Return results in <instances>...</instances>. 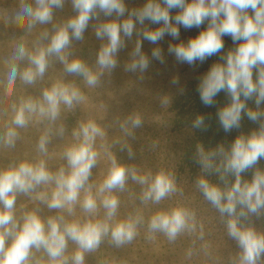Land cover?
<instances>
[{"label": "clouds", "instance_id": "9594fccd", "mask_svg": "<svg viewBox=\"0 0 264 264\" xmlns=\"http://www.w3.org/2000/svg\"><path fill=\"white\" fill-rule=\"evenodd\" d=\"M64 2L20 0L12 22L30 33L37 24L51 23L53 10L62 8ZM71 3L76 15L60 25L54 24L47 44L37 41L31 49L23 42L15 46L11 58L5 61V79L0 81L4 95H13L17 80L34 85L42 79L52 58L64 65L67 74L81 76L87 87L95 88L105 72L111 73L117 67V54L125 47V37L130 39L136 32L138 37L157 44L166 34L179 38L181 26L199 28L207 22V27L187 43L169 44L168 52L177 62L190 66L218 56V62L199 79L197 92L201 103L213 107L217 95L224 92L228 102L216 112L220 127L225 132L239 130L245 117L257 127L247 134L241 132L227 147L219 144L206 151L202 145L197 146L196 160L202 171L219 178V183H212L201 176L197 188L220 213L228 236L239 249L233 264H264V232L258 231L252 222V217L264 215V169L258 166L264 159V0H146L142 7L131 10L125 0H71ZM173 9L179 10L174 16ZM126 13L127 18L122 19ZM101 14L115 19L95 25L96 37L107 43L99 49L94 71L83 60H69V56L72 41L82 40L89 22L99 20ZM145 21L160 27L148 29L144 27ZM137 24L141 26L139 31ZM44 36L48 38L47 33ZM225 36L235 45L227 51ZM141 48L138 38L126 71L143 73L148 69L150 60ZM151 55L164 63L159 47ZM25 62L26 66L21 67ZM172 83L179 84V79L174 78ZM180 92L183 94L184 89ZM85 99L74 82L56 81L39 96H22L18 103L10 105L11 119L0 133V147L14 148L20 138L18 129H26L34 120L44 124V128L35 158L0 167V264H69L70 261L85 264V254L96 251L104 238L110 237L120 247L131 243L144 225L145 218L139 210L118 218L120 199L115 192H123L129 179L141 186L139 198L145 206L158 205L178 191L171 172L161 169L154 175L141 174L135 167L118 163L108 151L110 146L101 143L98 148L97 140L103 141L106 133L91 118L79 121L72 129L70 142L59 154L64 163L53 170L48 145L54 137H65L66 127L58 123L62 110L73 111ZM161 103L168 105L169 97H162ZM4 114H8L7 109ZM141 124L140 115L132 114L120 127L131 136L132 130ZM192 127L207 130L206 117L197 115ZM100 149L107 154L110 165L103 180L94 184L92 170L101 158ZM128 154L131 157V148ZM249 171L251 179H244L243 174ZM19 195L31 197L55 215L44 216L37 206L18 217ZM197 229L196 213L183 205L157 210L147 220L150 239L155 233H162L169 241H175L184 233H196ZM199 229L202 238L203 226L199 225ZM69 242L76 245L71 255L67 254ZM35 253L43 255L37 258ZM188 254L191 256L192 252Z\"/></svg>", "mask_w": 264, "mask_h": 264}, {"label": "rangeland", "instance_id": "374dc122", "mask_svg": "<svg viewBox=\"0 0 264 264\" xmlns=\"http://www.w3.org/2000/svg\"><path fill=\"white\" fill-rule=\"evenodd\" d=\"M26 2L33 3L34 0H26ZM125 4L129 10L143 6L137 0L136 2L135 0H125ZM75 15L71 0H65L62 8L53 10L51 23L36 25V38L26 37V46L31 49L37 41L47 44L51 34H53V25H60ZM126 18L127 13L122 19ZM111 19H115V17L106 18L101 14L99 20L90 21L83 34V39L72 41L70 48L72 55L69 56V60L79 58L95 71L99 49L102 44L107 43L106 40H100L96 37L95 25L109 22ZM144 27L154 30L160 25H150V22L145 21ZM139 30H141V26L137 24V31ZM45 33L48 34V38H45ZM166 35L157 44L138 37L136 32L130 39L125 37V47L120 49L117 54V67L111 73L105 72L100 78V84L95 88L87 87L83 77L67 74L64 71V65L59 60L52 58L42 79L37 80L34 85H24L20 82L16 85L13 95L4 99L0 108V133L3 132L4 124L11 119L10 105L13 102L18 103L20 97L39 96L44 88L50 87L56 81L74 82L81 89L86 99L77 105L73 111L62 110L61 120L58 123L62 122L65 125L66 133L64 138L54 137L48 145L49 153L52 154V159L49 161L50 167L55 170L61 163H64L59 154L64 146L70 142L72 129L78 125L79 121L91 118L106 133L103 141L97 140L98 148L101 143H104L110 146L108 151L116 157L118 163L135 167L141 174L151 172L154 175L161 170V167H157V164L151 165L147 157L150 156L149 152L153 148L156 153L163 154L166 144L162 137L164 121L160 115V112L163 111L160 110L163 106L161 98L168 96L167 87H171V83L167 80L169 74L175 78L180 77L176 67L165 70L166 67L161 65L165 64V61L161 63L151 55L152 50L157 47L162 50V54L169 55V46L165 45ZM138 38L141 40L142 52L150 60L148 69L143 73L125 70L132 60L131 53ZM5 109H7V115L4 114ZM132 114H139L142 124L133 129V134L128 136L121 129L120 124ZM43 128L44 124L34 120L26 129H18L20 138L16 141V146L10 149L0 147V167H4L13 161L35 158L37 156L36 145ZM152 134L156 137L154 138L155 141ZM128 148L132 150L131 157L128 154ZM100 150L101 158L92 170L91 182L94 184H99L103 180L110 165L107 154L103 149ZM141 190L139 184L129 179L123 192H115L120 199L119 219L129 214H135L138 210L144 215L145 223L139 227L136 238L131 243L120 247L115 246L110 237L104 238L96 251L85 254V264H233V258L239 252L237 245L235 250L230 246L219 247L216 244L213 251H208L205 254L193 250L192 243L184 239L185 233L179 236L181 239L177 238L175 241H169L162 233H155L154 238L150 239L147 231L148 218L157 210L171 207L166 205L167 198L160 203L162 206H155L151 203L145 206L139 198ZM168 198L172 199V196ZM37 206L42 209V215H55L54 211L49 212L44 205L25 195L17 197L16 214L19 217L23 211L31 210ZM153 206L159 209H152ZM77 214H80L79 207ZM102 214L103 210H101ZM230 242L227 241L224 245ZM75 248L76 245L69 242L67 254L71 255ZM190 250L194 251L191 256L188 254ZM35 255L39 258L43 254L35 253Z\"/></svg>", "mask_w": 264, "mask_h": 264}, {"label": "trees", "instance_id": "16d2710c", "mask_svg": "<svg viewBox=\"0 0 264 264\" xmlns=\"http://www.w3.org/2000/svg\"><path fill=\"white\" fill-rule=\"evenodd\" d=\"M137 1L142 4L146 3V0ZM19 8L20 0H0V81L5 79V73L7 72L5 61L11 58L15 46L21 42L25 43L26 37L36 38V26L29 33L26 31V28L12 22ZM178 11V9H173L171 10V14L174 16ZM150 25L155 24L150 23ZM206 27L207 22L199 28L193 27L185 29L181 26L179 38L166 35L165 45L167 44L169 46V44H177L180 42L187 43L190 38L197 36L199 32ZM223 39L225 51L235 47L230 37L225 36ZM163 57L165 64L161 65L166 67L165 70L167 68L173 69V67L178 69V76H180L178 78L179 84H173L172 80L175 77L169 74L167 80L171 83V87H167V91L170 103L160 108V110H163L160 112V115L164 121L162 125V131H164L162 137L166 143L164 146L165 151L163 154L159 152L156 153L153 151V148L150 150V156L147 158L151 165L154 166L157 164V167L171 172L175 178L178 191L172 195V199L167 198L166 205L170 207L183 205L196 213L198 222L197 232L194 234L185 233L184 238L192 243L194 247L193 250L207 254L208 251H213L216 244H218L219 247L230 246L236 250L235 241L227 234L224 219L221 218L220 213L205 200L202 193L197 188V180L201 176L209 179L212 183H219L217 175L208 176L202 171L200 164L197 163V146L202 145L206 151L216 148L219 144H224L227 147L241 132L247 134L252 129L256 128L257 125L245 117L239 130L234 129L230 132H225L220 127L216 116L217 108L222 107L228 102V98L224 92L217 95L215 98L216 105L213 107H206L201 103L197 92L199 79L207 72L213 63L218 62V56H212L203 63L197 62L194 66L177 62L174 55L171 54L166 55L163 53ZM25 65L26 63H22L21 67ZM19 83L20 81L17 80V84ZM181 88L184 89L183 94L180 92ZM5 98L4 87L0 84V108ZM249 103L250 106H252L251 102ZM197 115L206 117V123L208 124L207 130L195 129L192 127V121ZM152 136L155 141L154 138L156 137L154 134H152ZM258 166L264 169V159L260 160ZM243 178L250 180L251 171L243 174ZM230 179L232 178L230 177ZM155 206L162 205L158 204ZM155 206H153L152 209H159ZM252 222L258 231L264 232V215L260 218L252 217ZM199 225L203 226L202 238L199 235ZM177 238H179V236ZM227 241L231 242L224 245Z\"/></svg>", "mask_w": 264, "mask_h": 264}]
</instances>
